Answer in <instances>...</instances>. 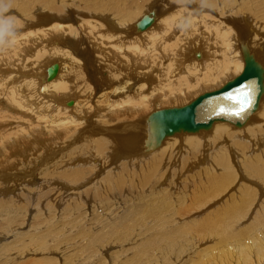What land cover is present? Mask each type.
<instances>
[{
    "label": "bare ground",
    "instance_id": "1",
    "mask_svg": "<svg viewBox=\"0 0 264 264\" xmlns=\"http://www.w3.org/2000/svg\"><path fill=\"white\" fill-rule=\"evenodd\" d=\"M96 1L2 0L23 14L0 6L8 8L0 14V264H173L168 235L189 223L143 216L150 190H127L146 177L140 169L162 176L189 146H197L195 167L207 165L225 189L241 179V195L226 205L246 203L228 223L239 240L206 256L229 250L239 259L242 234L264 221V0H157L159 14L132 11L137 0ZM145 15L151 21L142 23ZM92 53L105 78L94 80ZM245 85L251 104L234 115L239 104L227 97ZM100 185L115 197L95 195ZM57 212L65 217L50 224ZM254 249L243 262L210 264H257Z\"/></svg>",
    "mask_w": 264,
    "mask_h": 264
},
{
    "label": "rangeland",
    "instance_id": "2",
    "mask_svg": "<svg viewBox=\"0 0 264 264\" xmlns=\"http://www.w3.org/2000/svg\"><path fill=\"white\" fill-rule=\"evenodd\" d=\"M95 1V0H94ZM97 1H99V0H97ZM96 1V2H97ZM138 2H137V6H136V8L135 9H133L132 11H137V10H140V12L141 13H145V12H147V11H149L150 9H152V8H156V10L158 11L157 13L159 14V12H160V10L162 9V6H160V5H163L162 3H160V2H158L157 0H137ZM147 1H148V3H147ZM136 2V0H131V4L133 5L134 3ZM155 2H157V3H155ZM78 3V1H75V2H73V4L74 5H78L77 4ZM188 3H193L194 5H199L198 4V2L197 1H195V0H188ZM146 4V5H145ZM152 4H154V5H152ZM159 5V8H158V5ZM0 6L1 7H14L13 8V10L14 11H16V9H17V11L19 12V13H21V15L23 14V10L20 8V7H18V6H16V5H5L3 2H2V0H0ZM145 6V7H144ZM149 8V9H147V7ZM152 6V7H151ZM155 6V7H154ZM161 7V8H160ZM164 7H168L167 5L166 6H164ZM163 7V8H164ZM145 9V10H144ZM203 10V11H202ZM168 11H170V10H168ZM28 12H30V10L28 11ZM200 12L201 13H203V12H206V10H204V9H200ZM170 12H168V13H163V16H166V15H168ZM142 14V15H143ZM31 15V14H30ZM141 15V16H142ZM4 18L5 17H3V16H0V21H3L4 20ZM18 22H20V21H18ZM0 26H3V23L1 22V24H0ZM136 35V34H135ZM138 35V34H137ZM253 42V41H252ZM86 43H89V42H86ZM205 46V45H204ZM204 46H203V49H204ZM90 56L89 57H91L90 58V60L92 61H94V62H90V65H89V68L90 69H92L91 71L92 72H96V71H98V72H96L95 74L97 75V76H95V74L93 73V78H94V80H97V79H99V77L102 75V77L103 78H105V75H106V71H105V69H103V68H101V72H99L100 71V66H99V64H101V63H99V61L97 62V59L95 58V56H94V53H92V54H89ZM92 55V56H91ZM94 57V58H93ZM91 63H94V67H93V64H91ZM97 63H98V65H97ZM91 66H92V68H91ZM97 66V67H96ZM99 68V70H96V69H98ZM96 70V71H95ZM103 72H105V75H104V73ZM101 73V74H100ZM99 75V76H98ZM104 75V76H103ZM95 77H97V78H95ZM100 79V80H98V81H96V82H98V83H100V82H103L104 81V79ZM232 79V78H231ZM102 84V83H101ZM200 93V92H199ZM198 93V94H199ZM201 94V93H200ZM199 96V95H198ZM163 108H167V107H163ZM178 108V107H177ZM222 122H224V123H218V124H220V125H222V126H227L230 130H243V128H245V127H243V128H241V129H235L232 125H230V124H228V123H225V121H222ZM224 124V125H223ZM226 124V125H225ZM216 125V124H215ZM132 133V135L135 137V133H134V130L131 132ZM185 134H187V133H184V134H181V135H179V136H185ZM248 134V133H247ZM195 136H199L198 134H194ZM202 137H204V136H202ZM175 148H177V147H175ZM183 150V152H182V150ZM187 149V150H186ZM196 149H197V146H189V148H184V147H181L180 148V150H179V153L177 154V158L175 157V161L176 162H174L173 163V166L171 167H169L168 169H167V171L161 176V172L160 171H158V170H153V169H151L149 166H147V167H145L144 168V170L143 169H140V172L142 173V171H144V173L145 172H147V175H146V177H144V178H135L134 179V181L135 182H132L131 184H135V185H129L128 186V190H127V192H130V191H140V189H148V190H150V192H151V196L150 197H148L146 194H143L142 195V199L140 200V201H142V203L144 204V207H142L141 208V210L144 212V214H143V216H146L147 214H150V215H159L160 217H162V218H164V219H167V220H169V221H171L170 222V225L172 226V227H178L179 225H183V223L185 222H188L189 224H188V228L186 227V226H183V228L182 227H180L179 228V230H176L175 232H173V233H171V235H168V237H169V239L170 240H168L169 242L173 239L177 244H176V246H175V253L172 255V257H170V259L172 260L171 262H173V264H180L181 262H182V264H210V263H217V261H218V263H220L222 260L223 261H226V262H243V259L246 257L247 258V256H245V255H247L248 253H251L250 251H251V249H254V244L260 249V250H258L257 248H256V246H255V248L257 249V251L259 252H257L256 251V249H254V253H256V254H263L264 253V221H260V222H258V224L259 225H261V226H253V230L251 231V233L249 234L248 232H250L249 230H247V232H246V234H242V235H245L241 240L243 241V242H245V246L242 248V251L241 252H243V253H245V254H243L242 255V257H240L239 259H237L236 257H237V255H233L231 252H228L229 250H222V251H220V253H218V254H215V255H213V253L211 252V255H209V258L208 257H206V256H208V251L209 250H211V249H216V248H218V246L220 245V243H221V245H222V242L223 243H226L227 244V242H228V244L226 245L227 247L228 246H230L231 245V247L234 245V243H236L239 239L237 238V237H235V236H232V234H234V230H233V228L231 229L230 228V226H229V221L231 222H233V221H235V220H237V221H235V224H237L238 223V219L237 218H235V217H232V215H230V214H232V212H233V210L235 209V208H240L242 205H244V207H245V205H246V203H244V202H240L241 203V205L240 206H236V207H231V208H227L226 207V205L227 204H229L230 203V198H231V196L233 195L234 196V194H235V196H240L241 195V192H242V185H238L239 184V182L241 181V179H240V181L238 182L237 180L239 179V177L237 176V179L236 180H234V182L233 183H231V186L230 187H227V184H226V188L227 189H225L224 188V183H226V181L224 180V179H221V180H223V181H221L220 179L218 180V179H216L215 181H214V176L211 174V173H209L210 172V170L208 169V168H206V166H203V168L201 167V168H196L197 167V165L195 164V162H198V161H196ZM185 150V151H184ZM185 152H186V154H185ZM188 153V154H187ZM179 155V156H178ZM148 156H150V155H148ZM148 156H146V157H148ZM200 156V155H199ZM146 157H142V158H146ZM201 157V156H200ZM195 158V159H194ZM177 159V160H176ZM145 160V159H144ZM232 160V159H231ZM149 162H152V160H149ZM135 163H137V161L135 162ZM139 164H141V161L139 162ZM172 165V164H171ZM190 165V166H189ZM195 165H196V167H195ZM158 166V165H157ZM185 166V167H184ZM189 169H188V168ZM143 168V167H142ZM208 170V171H207ZM205 171V172H204ZM8 173H9V171H7ZM208 172V173H207ZM11 173V172H10ZM157 174V175H156ZM199 174H201V175H199ZM9 175V174H8ZM13 175V173H11L10 175H9V178L10 177H13L12 176ZM209 175V177L211 178H209V177H207ZM119 176V175H118ZM118 176H117V179H118ZM161 176V177H160ZM170 176V178L168 179V177ZM198 176V177H197ZM203 176V177H202ZM206 176V177H205ZM200 177V178H199ZM146 178H148V179H146ZM199 179V181H198V179ZM201 178H203V179H201ZM172 179V180H171ZM206 179H208V181L206 180ZM141 180V181H140ZM167 180H169V181H167ZM117 181V180H116ZM116 181H114V182H107V185L110 187V189H108V190H113V188L115 187V186H117L118 185V182H116ZM140 181V182H139ZM143 181V182H142ZM145 181V182H144ZM207 181V183H204V182H206ZM116 182V183H115ZM142 182V183H141ZM194 182V183H193ZM199 182H201V184L199 183ZM211 182V183H210ZM221 182H223L222 184H221ZM161 183V184H160ZM7 184L9 185V183L7 182ZM53 184H55V183H53ZM121 184H126L127 185V182L126 181H123V182H121ZM196 184V185H195ZM200 185L201 187H202V184H203V187H205V188H199V187H197L198 185ZM218 184V185H217ZM104 185V184H103ZM209 185V186H208ZM221 185H223L222 186V188L223 189H225V191L222 189V188H220L219 189V187L221 186ZM89 186V185H88ZM98 186V185H97ZM101 187H102V185H100ZM100 186H99V188L97 189V190H95V192H98V193H96L95 195H97V196H99V197H101L102 196V194H103V198L104 199H106V197L107 196H109V197H115L113 194H112V192H104V191H106L105 189H104V191L102 190L101 191V189H103V187L102 188H100ZM141 187L140 189L139 188H136V187ZM194 186V187H193ZM219 186V187H218ZM11 187H14V185H12ZM130 187V188H129ZM199 188V189H197V188ZM212 187H214V188H212ZM218 187V188H217ZM213 189V193L212 192H210V193H212L213 195H210V193H209V191H211L212 189ZM216 188V189H215ZM236 188H239V189H241V191H237L236 190ZM253 188V187H252ZM79 189H81V188H79ZM78 189V190H79ZM129 189H130V191H129ZM133 189V190H132ZM196 189H197V191H196ZM201 189V190H200ZM217 189H219V191H217ZM99 190V191H98ZM107 190V191H108ZM215 190V191H214ZM220 190H222L223 191V193L221 194V195H219L220 194ZM90 191H92L90 188L88 189V195H89V197H88V199H94L93 197H95L94 196V192H90ZM102 192V194H101V192ZM200 191H202V193L200 192ZM197 192H200V193H197ZM237 192H238V194H237ZM216 193H219L218 195H216ZM106 196H105V195ZM92 195V196H91ZM111 195V196H110ZM218 196V197H214V196ZM209 196V197H208ZM212 196V197H211ZM237 197H235L236 199H237ZM158 200H157V199ZM214 198V199H213ZM240 198V197H239ZM239 198H238V200H239ZM113 199V198H112ZM160 199V200H159ZM210 199V200H209ZM97 200V199H96ZM94 201V202H96V204H97V206L99 207V208H102L104 205H105V203H103V202H99V200H97V201ZM116 201H117V198H116ZM158 201V202H157ZM70 202H73V201H71L70 199H69V201H68V199H67V201H66V203H70ZM57 203H59V199L57 200ZM57 203H55V206H57L56 208H58L59 209V207L58 206H60V205H58ZM99 203V204H98ZM101 203V204H100ZM239 203V204H240ZM60 204V203H59ZM104 204V205H103ZM172 205V206H171ZM75 206V205H74ZM73 206V207H74ZM171 206V207H170ZM148 208V210H147V208ZM31 206H29L28 207V209H30L31 210ZM55 208V209H56ZM146 208V210H144ZM162 208V209H161ZM228 210H227V209ZM231 210V211H230ZM146 211V212H145ZM62 212H64V211H62ZM215 212H219V217L215 214V215H213L212 217H210V215H208V214H210V213H215ZM229 214H228V213ZM58 215V216H57ZM162 215V216H161ZM172 217H171V216ZM198 215L200 216V217H198ZM208 215V216H207ZM148 216V215H147ZM164 216V217H163ZM192 216V217H191ZM203 216H204V218H203ZM59 219H58V218ZM64 218L65 216H61V213L59 212H57L56 213V217L54 218V217H52L51 219H50V224H54L56 221V223H58V222H60L61 221V219L60 218ZM184 217V218H183ZM206 217H208V218H206ZM216 217H218V219L216 218ZM198 218V219H197ZM206 218V219H205ZM221 218V219H220ZM58 219V220H57ZM183 219V220H182ZM186 219H188V220H186ZM202 219V220H201ZM203 219H204V222H203ZM214 219H216L217 220V222H215L214 221ZM186 220V221H185ZM200 220H201V223H199L200 222ZM226 220H227V222H226ZM26 222H28V223H30V222H32V220H31V218H28L27 220H25ZM174 221H176V222H174ZM193 221V222H192ZM197 221V222H196ZM208 221V222H207ZM244 221V220H243ZM54 222V223H53ZM203 222V223H202ZM226 222V223H225ZM19 223H21V222H19ZM180 223V224H179ZM191 223H192V225H191ZM196 223V224H195ZM206 223V224H205ZM217 223H218V225H217ZM199 224V225H198ZM208 224V227H209V229H208V227L206 226ZM246 224H248V223H246ZM2 225V224H1ZM190 225V226H189ZM201 225V226H200ZM215 225L217 226V227H215ZM205 227L207 228V229H205ZM212 227V228H211ZM255 227V228H254ZM225 228V229H224ZM257 228V229H256ZM200 231H199V230ZM220 229V230H219ZM230 229V230H229ZM188 230V231H187ZM207 231V233H206V231ZM210 230V231H209ZM227 231L226 233H225V231ZM263 230V231H262ZM223 233H222V232ZM261 231V232H260ZM232 232V233H231ZM254 232V233H253ZM181 233V234H180ZM192 233V234H191ZM248 233V234H247ZM215 234H217V236L215 235ZM225 234H227V236H224ZM263 234V235H262ZM171 236V237H170ZM198 236V237H197ZM200 236V237H199ZM201 236H203L202 238H201ZM216 236V237H215ZM190 237V238H189ZM209 237V238H208ZM247 237V238H246ZM188 238V239H187ZM193 238H195V239H193ZM199 238V239H198ZM201 238V239H200ZM231 238H234V239H236V242H234V243H232L233 241H234V239H231ZM258 238H260L259 240H258ZM262 238V239H261ZM178 239V240H177ZM190 239V240H189ZM204 239V240H203ZM247 239H248V241L249 242H247ZM257 239V240H256ZM182 240V241H181ZM201 240V241H200ZM251 240H254V244H253V241L250 243V241ZM261 240V241H260ZM181 242V243H180ZM195 242V243H194ZM247 242V243H246ZM186 243V244H185ZM249 243V244H248ZM258 243V244H257ZM181 244H184V245H186V246H188V247H190V248H186V250H180V248H179V245H181ZM197 247H196V246ZM224 245V244H223ZM251 246V247H250ZM253 246V247H252ZM18 247H20V246H18ZM22 247V246H21ZM177 247V248H176ZM220 248H221V246H220ZM178 249V250H177ZM204 249V250H203ZM206 249H208V250H206ZM261 249H263V250H261ZM13 250H15L14 248H12L10 251H13ZM188 250V251H187ZM197 252H196V251ZM202 250V251H201ZM189 251H191V252H189ZM205 252V253H202V252ZM263 251V253H261ZM154 252H156V253H154ZM153 253L151 252V251H148L147 253L148 254H154V255H161V253L160 252H158V251H154ZM225 252V253H224ZM202 253V254H201ZM222 253V254H221ZM227 253V254H226ZM228 253H229V255H228ZM199 254V255H198ZM226 254V255H225ZM202 255V257H200ZM260 255H256L258 258H256V259H258L257 260V264H263L261 261L259 262V260L261 259H263L264 258V254H263V256L261 255V258L259 257ZM140 256L141 257H143L141 254H140ZM192 256H193V258H194V260H193V258H192ZM213 256V257H212ZM215 256V257H214ZM219 256V257H218ZM226 256H228V257H226ZM231 256V257H230ZM235 256V259L234 258H232V257H234ZM179 257H180V259H179ZM191 257V258H190ZM224 257V258H223ZM184 258V259H183ZM190 258V259H189ZM211 258V259H210ZM215 258H216V260H215ZM227 258H228V261H227ZM254 258V257H253ZM252 258V259H253ZM254 258V259H255ZM178 259V260H177ZM191 259L194 261H191ZM233 259V260H232ZM215 260V261H214ZM161 261H163V259H161ZM164 261H166V259L164 260ZM179 261H181V262H179ZM190 261V262H189ZM222 261V262H223ZM264 261V260H263ZM221 262V263H222Z\"/></svg>",
    "mask_w": 264,
    "mask_h": 264
},
{
    "label": "snow or ice",
    "instance_id": "3",
    "mask_svg": "<svg viewBox=\"0 0 264 264\" xmlns=\"http://www.w3.org/2000/svg\"><path fill=\"white\" fill-rule=\"evenodd\" d=\"M251 89V85H245L242 89H238V96L229 95L227 97L229 100H236L239 104V107L233 111L234 115H239L247 106L251 104Z\"/></svg>",
    "mask_w": 264,
    "mask_h": 264
},
{
    "label": "water",
    "instance_id": "4",
    "mask_svg": "<svg viewBox=\"0 0 264 264\" xmlns=\"http://www.w3.org/2000/svg\"><path fill=\"white\" fill-rule=\"evenodd\" d=\"M149 21H151V17H148L147 15H145V16L143 17V19H142V23H143V22L147 23V22H149ZM249 60H251V59H249ZM246 64H247V63H246ZM246 64H245V69H246V67H247ZM250 65H251V61H250ZM251 69L253 70V69H258V68H257V66L252 65V66H251ZM239 78H240V77H238L235 81L239 80ZM235 81H234V82H235ZM259 86H260V88H261V81L259 82ZM227 87H228V86H227Z\"/></svg>",
    "mask_w": 264,
    "mask_h": 264
},
{
    "label": "clouds",
    "instance_id": "5",
    "mask_svg": "<svg viewBox=\"0 0 264 264\" xmlns=\"http://www.w3.org/2000/svg\"><path fill=\"white\" fill-rule=\"evenodd\" d=\"M4 11H8V8L0 9V14H2ZM5 19H7V18H5Z\"/></svg>",
    "mask_w": 264,
    "mask_h": 264
}]
</instances>
